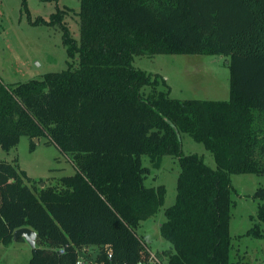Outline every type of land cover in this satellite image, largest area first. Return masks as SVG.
I'll list each match as a JSON object with an SVG mask.
<instances>
[{
	"label": "trees",
	"instance_id": "trees-1",
	"mask_svg": "<svg viewBox=\"0 0 264 264\" xmlns=\"http://www.w3.org/2000/svg\"><path fill=\"white\" fill-rule=\"evenodd\" d=\"M40 1L55 11L31 19L22 0L28 21L61 29L67 66L0 85V147L44 138L69 155L75 172L45 184L16 159L1 160L0 243L30 227L36 247L25 264H76L90 248L96 264L146 262L150 248L135 228L156 215L166 189L145 185L142 155L155 167L170 155L180 172L160 224L171 248L159 259L244 264L239 252L231 259V175H264V0H79V39L60 0ZM155 54L228 56L229 99L170 97L167 82L133 64L136 55ZM181 132L212 153L215 168L182 152ZM253 197L262 203L243 235L263 237L264 186Z\"/></svg>",
	"mask_w": 264,
	"mask_h": 264
},
{
	"label": "rangeland",
	"instance_id": "rangeland-1",
	"mask_svg": "<svg viewBox=\"0 0 264 264\" xmlns=\"http://www.w3.org/2000/svg\"><path fill=\"white\" fill-rule=\"evenodd\" d=\"M58 4L66 8L65 21L71 35L79 39V0H60ZM27 6L31 19L38 16L48 18L55 11L53 2L27 0ZM228 59L223 54H155L136 55L133 64L136 68L150 73L160 86L162 81L167 82L172 98L228 100ZM66 60V48L59 27L31 24L22 0H0V85L38 79L47 72L61 71L67 66ZM180 139L184 154L195 153L207 165L216 167L212 153L202 143L182 132ZM15 159L28 176L35 180L45 179V184H54L60 177L75 172L69 155L61 152L54 144L46 143L44 138L38 142L33 140L32 143L31 139L23 136L8 152L0 147V161L12 162ZM142 162L150 168L145 185L157 187L162 184L166 192L164 202L156 215L141 221L135 232L162 259V251L171 248V245L161 235L160 224L165 219L164 209L175 202L180 167L177 158L170 155H164L157 167L147 155H142ZM231 184L232 199L235 202L230 220L233 245L231 259L234 261L235 253L239 252L236 259L244 264H264V236L243 235L256 221L251 216L256 215L258 204L262 201L254 198L253 194L258 187L264 186V175L232 174ZM261 230L264 233V222H261ZM31 251L32 248L25 239L13 240L9 246L0 243V263L25 264L31 257ZM96 253L95 248L86 249L80 252V258L85 261L84 264H96Z\"/></svg>",
	"mask_w": 264,
	"mask_h": 264
},
{
	"label": "water",
	"instance_id": "water-1",
	"mask_svg": "<svg viewBox=\"0 0 264 264\" xmlns=\"http://www.w3.org/2000/svg\"><path fill=\"white\" fill-rule=\"evenodd\" d=\"M35 142H38L37 138L33 139ZM43 186V183H41ZM19 237L25 239L31 248L36 247V232L30 227H21L16 229L13 232V240H17Z\"/></svg>",
	"mask_w": 264,
	"mask_h": 264
},
{
	"label": "built area",
	"instance_id": "built-area-1",
	"mask_svg": "<svg viewBox=\"0 0 264 264\" xmlns=\"http://www.w3.org/2000/svg\"><path fill=\"white\" fill-rule=\"evenodd\" d=\"M106 247V250H107V255L109 258L112 257V251L108 248V246H105ZM59 253H64L65 252V247H60L58 249ZM84 260L82 258H80V256L78 257V260L76 262V264H84ZM139 264H164L160 259L159 257H157V255L155 253H153L151 250H150V256L148 258V260L146 262H139Z\"/></svg>",
	"mask_w": 264,
	"mask_h": 264
},
{
	"label": "crops",
	"instance_id": "crops-1",
	"mask_svg": "<svg viewBox=\"0 0 264 264\" xmlns=\"http://www.w3.org/2000/svg\"><path fill=\"white\" fill-rule=\"evenodd\" d=\"M39 141V140H38ZM30 177H32V176H30Z\"/></svg>",
	"mask_w": 264,
	"mask_h": 264
}]
</instances>
